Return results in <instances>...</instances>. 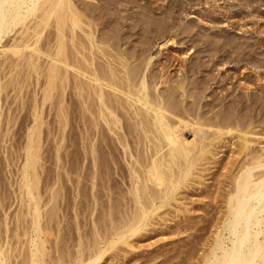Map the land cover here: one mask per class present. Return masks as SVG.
I'll use <instances>...</instances> for the list:
<instances>
[{
	"label": "rangeland",
	"instance_id": "374dc122",
	"mask_svg": "<svg viewBox=\"0 0 264 264\" xmlns=\"http://www.w3.org/2000/svg\"><path fill=\"white\" fill-rule=\"evenodd\" d=\"M125 1L122 0L121 2L126 3L125 5L129 6L130 11L124 5L122 7L124 6L129 13L133 11L130 13L132 15L136 14L135 16L140 17V14L141 16L147 14L151 19H167V29L160 35L156 31L147 32L145 25L141 23L142 27L135 26L136 31L132 29L134 27L130 29L125 24V27L120 25L118 31L120 32L121 29L122 33H125L123 36L120 32L123 36L120 35V41L123 44L119 45V42L118 46L125 51L131 49L129 52L135 49V52L142 37L150 36L149 41L153 43H150L153 46L150 45L151 49L147 50L148 53L146 51L144 53L145 55L151 54L145 58L148 56L152 58L149 59L144 73L148 72V67L152 68L153 72L155 71L154 73L158 76L154 85L156 89L158 87L159 92L160 90L164 91V87L168 83L175 85L177 79H185L183 80L185 84L186 82L187 84L193 82L190 86L188 85L189 87L187 86L189 90L185 95L182 96L181 89L177 93V98H181L179 101L184 104V106L181 105L183 109L180 107L182 114L179 117L181 119L187 120L189 117L190 120L188 121L192 122L196 119L195 116L198 117L196 108L198 111L201 108V112L206 111L203 113L204 116L207 114L210 116L213 111V109L209 110L210 103L216 101L214 110H217L219 109L218 106L224 104L226 99L228 100L229 95L250 92H253L254 95L264 93V62H262V60L264 61V0H131L132 2L129 3V0ZM86 2L88 3L90 0H86ZM125 10L123 12L126 15L128 12ZM123 12L120 10L122 15H124ZM35 13L32 17L30 15L24 24H20L21 27L18 25L13 29V32L4 36L0 42V248L2 249L0 250L4 254L6 253L5 255L9 259L12 257V260L16 258V255H20L17 256L18 259H14L20 261L24 253L26 254V249L28 252V248H30V243L29 245L26 244L27 241L30 242L32 239L45 240V243L42 241L44 243L43 249L46 251L45 255H47H44V258L45 260L48 259L47 262L50 263L56 252L58 253H56L55 259L63 256V261L72 258L73 254L78 255V242H86L84 247L87 248L82 252H86L88 255V251L92 250L93 242L96 240L99 241V245L97 244L99 249L106 252L103 251V256L91 264H140L141 262V264H201L213 242V234H215V228L220 221L219 215L221 216L222 210H224L225 189L229 191L230 178L227 179L230 173L228 171L231 168L229 165L234 164H231L234 162L233 160L236 162L238 160L236 145L229 146L232 141H227V134L224 133L226 135L222 136L224 137L220 141L222 143H218V145H224L217 146L216 143V147L214 146L219 151L213 147L212 149L215 150L213 154H206L208 156L207 163L205 162L207 159L204 162L200 159L202 165L197 164L194 175L196 176L201 170L200 173L202 172L203 178L200 176L199 179L195 178L197 181L195 179L187 180L186 185L176 190L175 198L170 199L167 204L157 208L149 215L148 224L128 236L126 242L117 241L113 247L109 248L107 241L109 237L113 238V236H109L110 232L108 231L111 230L106 229L109 224L107 221L111 218L119 220L123 215L130 214L134 208V179H132V175L135 178V173L131 170L137 169L139 172L150 170V173L153 171L152 166H150L152 164L151 153L147 150L149 149V142L145 145V140L142 139L138 128L132 122L133 114L131 115L129 111L124 110V107L127 109L126 103L123 104V99L118 98L112 92L109 91L110 93H108L107 91L108 94H105L107 98L104 96V99L106 98L105 100L108 101V97L111 96L112 102L110 99L109 104L113 103L111 106H115V108L117 104L119 105L116 109L121 110L117 111L120 112L118 116L120 120L115 125L122 127H113L115 126L113 123H109L112 126H108V122L105 121L107 128L104 126V118L97 115L96 102L98 100L96 101V99L98 98L93 96L95 92L92 89V81L87 78L86 80L90 82L84 84L85 80L83 79L86 77L81 78V74L80 76L77 75L79 72L76 75L74 73L80 69L81 72L88 74V70L92 71L95 66H98L96 71H100L105 65L106 68L103 66L105 70L100 71L101 73L98 72L102 76L106 74L103 72L108 70L107 63H104L106 62L105 59L101 58L103 54L99 51L97 54L93 53L97 51L90 45V38L79 31V28L76 29L77 34H74L76 36L73 37L67 27H64L63 34L62 32L61 34L58 33L55 27V12L52 8L47 11L40 9ZM90 15L97 18V20L93 18L95 22L97 21L94 23V27L97 29H95L93 39L98 44L102 38V36L99 38V32L104 29L102 21L104 22L105 19L101 17L98 20L99 17L96 13L94 16L88 12L87 16L90 17ZM87 16L86 18H89ZM124 16L121 21H124L123 23L128 22L129 19ZM86 18L84 20H89ZM90 20H92L91 17ZM131 21L133 22V20ZM23 26L28 28L24 29ZM126 31L128 32L126 33ZM144 31L147 32L146 35ZM131 32H135V34H131ZM78 33L80 34L78 35ZM67 37H71L72 40ZM126 37L127 39H125ZM62 38L63 40H61ZM105 38L101 40L104 41ZM110 39H107L110 42L99 43L100 45L102 43L101 46L104 47V50L108 45L117 46L113 43L112 38ZM70 44L78 48H73ZM127 45H130L129 48L126 47ZM86 47H90V50L94 51L90 52L89 50L87 52L86 50L89 48ZM80 48L84 50L82 51ZM79 49L80 51H77ZM110 49L113 53L116 52L111 47L108 50L110 54L112 53ZM84 51L92 56L87 55L89 60L81 57L82 54L86 55ZM134 52L133 54L136 53L137 56L135 55L134 59L129 60L131 63L136 61L135 59L140 54ZM99 56L100 58H97ZM55 57L56 63H54ZM59 57L61 61H58ZM93 57L95 61L92 60ZM68 58L69 63L71 60H76L77 63L79 60L82 61V63H78L81 67L76 68L75 62L67 64ZM63 59L66 64H64ZM255 59H259L260 63ZM103 60L104 62H102ZM199 60L201 64L200 62L197 63ZM84 61H89L88 64L92 61L91 65L95 66L90 68L86 66V71ZM93 62L104 64L97 65ZM71 64L75 66L70 67ZM82 66L84 67L83 71ZM113 66H115L114 63ZM189 66L194 68V72ZM78 76L83 82L81 79L79 80ZM188 78L190 80L187 81ZM201 80H203L202 82L205 80L204 87H202L203 83H200ZM79 81L81 82L79 83ZM151 89L152 87H150ZM157 90L156 92H158ZM262 90L263 92H261ZM196 91L201 94L196 93ZM190 92L196 93L201 99L199 100L197 97V101L195 96L192 97L190 94L187 96L186 94ZM109 94L110 96H108ZM120 99L124 105H122L123 108H121V103L114 105L115 102H120ZM211 99L212 101H210ZM194 101L197 102L196 108L193 106L194 109L191 108L188 111L190 112L189 115L186 114L185 109L190 106L188 103L193 104ZM199 103H202L203 106ZM193 112L196 113L193 114ZM192 114L196 115L193 116ZM171 116L174 117L173 120L178 118V116ZM253 127V129H260L259 125ZM189 135V132L184 133L185 137L191 138L192 135ZM29 144L33 146L32 151L34 153L31 167L28 168V178H31L30 183H33L34 187H32L33 197L23 190L25 188L22 181L23 166L28 157ZM255 147L258 149L257 146ZM218 158L222 163L221 165L217 161ZM206 167L207 170H203ZM216 167H218V171H215L217 170ZM219 168L222 174H219ZM213 171L215 177H212L214 176ZM225 171L228 172L227 175ZM149 172L148 175L152 176L153 178H151L154 180V172L153 175ZM216 177L218 179L222 177L223 179H220L222 182L214 179ZM200 178H202L201 181ZM148 179L150 180V177ZM152 179L148 181L152 183ZM217 181L220 185L216 189ZM150 185L148 187L154 189L155 184ZM215 193L218 198H216ZM33 203L37 204L39 212L38 232L40 233L38 235L40 236L37 235V229L32 223L35 217L31 207ZM218 207L222 208L221 212L216 210ZM215 215L218 216L217 219H214ZM214 223H216L215 228ZM4 246H6L7 251ZM61 248L64 249L65 256L62 255L64 251ZM93 249L90 253L96 251L95 248ZM8 252L10 256H8ZM2 257L0 254V258ZM14 262L17 264L16 261Z\"/></svg>",
	"mask_w": 264,
	"mask_h": 264
},
{
	"label": "bare ground",
	"instance_id": "6f19581e",
	"mask_svg": "<svg viewBox=\"0 0 264 264\" xmlns=\"http://www.w3.org/2000/svg\"><path fill=\"white\" fill-rule=\"evenodd\" d=\"M121 1L122 0H90V2L87 3L86 0L85 1L84 0H0V42L2 41L4 36H6L8 33L13 32L14 28H16L18 25L20 26V24H24L25 20L27 21V18L30 15H31V17L34 16V14H36L35 12H37V10H40V9L45 10L46 9V11H47V10H50V8L54 9V12H55L54 17H56V19H55L56 20V24H55L56 26L55 25L54 26L56 27L58 33L61 34V32L64 31L63 30L64 27H67V29H69L70 35H72V37L76 36L74 34L75 33L77 34V30H76L77 28H79L78 30L81 31L82 33H84V35L86 34L88 36V38H90L89 39V41L91 43L90 45L93 46L94 50H96L97 52H95L92 49L90 50L91 46L86 47V48H89L86 51L87 52L89 50H90V52L94 51L93 53H95V54H97L98 51L100 53H102L105 56V58H103L104 56L102 54H100V55H102L101 58L105 59V61H106V62H104V60H103L102 62L107 63V67H108L107 69L109 71L106 69L107 71L103 72L106 74H103L102 76H100L98 74V72L105 70L104 69L105 65H103L104 63L103 64L98 63V64H102L104 66V67L102 66L103 69H101L99 67V69H101V70L96 71L98 66L94 65L95 68L92 71L88 70V74H87V73L81 72V70L78 68V66H80V65H78V63H82V61L80 62V60H79V62L77 63L76 60L74 59L75 61L71 60L70 63L75 62L77 64L76 68H78L79 70L75 69V70H78V71L74 72L75 75L77 74V72H79V74H77V75L80 76V74H81V76H80L81 78L86 77L85 79H83V80H85L84 84H85V82L87 84V82L92 81V83H93L92 89L94 90V91L93 90L92 91L95 92L94 93L95 95H93V96L98 98V99L95 98L96 101L97 100H98V102L100 101L99 102L100 104L98 102H96V106H97L96 108L98 109V111L96 110V113H98L97 115H99V116L101 115L104 118V121L103 120L102 121L108 122L107 123L108 126L112 123L115 125V123L118 120H120L118 117L120 115L119 114L120 112H117V111H121V110L116 109L119 107V105L117 104V106L115 108V106H111L113 103L109 104V102H110L109 100L112 98L110 96V94L108 96H110L111 98L108 97L109 100L108 101L105 100L107 98V95H105V94L112 92L118 98L121 97L123 99V104L126 103L125 105H127L128 110L125 109V107H124V110L129 111L130 113L129 112H127V113H129L131 115L133 114V121L132 122L134 123V126H136L138 128L140 135L143 137L142 139L145 140V142H146L145 145H147L148 142L150 143V144L148 143L149 149H147V150H149V152L151 153L152 164L150 163L151 164L150 166H152V168H153L152 169L153 171L152 170L151 171H152V173L154 172V178L155 179L153 180L152 179L153 177L148 175V172L150 171L149 170L150 167L148 168L149 171L144 170L141 172H139V170L137 171V169L132 168L133 170H131V172L135 173V178L132 175L133 173L131 174L132 179H134L133 180V185H134L133 186V190H134L133 205H134V208L132 209V212L130 214L123 215L122 218H120L119 220L118 219L114 220V218H111L109 216L111 218V220L108 219L109 220V221H107V223L109 222L108 228H106L107 226L105 228L111 230L108 232H110L109 236H113V238L109 237V240L108 241L106 240L108 247L109 248L113 247V245L116 244L117 241L118 242L119 241L126 242L128 236H131L132 234L136 233L141 227L143 228V226L148 224L147 223L149 221L148 217H150L149 215L152 212L157 210V208L162 207L164 204H167V202L170 199L175 198L176 190H178V188H181L182 186L186 185L185 182L187 180L190 179L189 181H192V179L194 180L195 178L199 179L202 172L200 173V171H201L200 170L199 173L197 172L199 175L197 174L195 176L194 175L195 169L197 168L198 165H202V162H204L205 159H207V160H205V162L207 163V161H208V158H207L208 156L206 155L207 153L213 154V151H215V150L219 151L215 148L216 147L215 144L217 143L216 144L217 146L224 145V144L218 145V143H222V142H220L224 138L222 136L227 134L226 135L227 141L228 140L232 141L231 142L232 144H230L229 146L234 144L237 147V155H238L237 158H238V160H237V162L235 160H233L234 162H231V164L234 163L233 165H229V166H231V168L227 167L228 169L230 168V171H228V172H230L228 175L229 177L227 178V179L230 178L229 179L230 181L228 180L229 181V191L227 189H225L224 210H222L223 212L221 213V216L219 215L220 221L218 219L219 224L216 226V228H215L216 223H214V228L216 230L214 229L215 234H213L214 235L213 236V242L211 243V247L209 248L208 254H206V256L203 259L201 264H264V98H263L264 95H262L264 93H262V94L257 93V95L256 94L254 95L253 92H252L253 94L250 92L247 94L240 93L237 95L233 94L232 96L229 95L230 97L228 96V100L226 99V102L225 103L223 102L224 104H221V106H218L219 109H217V110H214L216 101L211 102L209 110L213 109V111L212 112L210 111L211 112L210 116H207L208 114L206 116H204L203 113L206 111L201 112L200 111L201 108H200L199 109L200 112H199L198 109L196 108L197 102H195V101L196 100L198 101V98H199V96H197V94H196V93H198V91H196V93L190 92L186 95L188 96L190 94L192 97L195 96L196 100L193 99V100H195L194 101L195 103H193V104L191 103L193 100L190 103H188V104H190V106L189 107L187 106L188 108H186V109L184 108L186 111L185 113L186 114L190 113L188 111H190L191 108H193V106H195V104H196V106L194 108H196L195 111L197 112L198 117L195 116L196 114L193 115L194 113H196V112H193L192 115L195 116L196 119H194L192 122L188 121V120H190L189 117H187V120L181 119L179 117V116H181L180 114H182L180 107H182V109H183L184 104L182 103L183 106H181L182 101L181 102L179 101L181 98L180 99L177 98V93H178L179 89H181L182 90V92H181L182 96L185 95V93H187V91L189 90V88H187V86L188 85L190 86V84L193 82H190V84H187V82H186V84H185V82L183 81L185 79H183V80L177 79L175 85H172V83H168V85L166 87H164L165 90L164 91L160 90V92H159L157 90L158 87L156 89V87L154 85L155 84L154 81L158 76L156 73H154L155 71L153 72L152 68L148 67V69H149V70H147L148 72L144 73V69L147 68L148 63L150 61L149 59L152 58V57L149 58V56L145 58V56L151 55L150 53L145 55L146 52L148 53L147 50L151 49L150 45L153 44L152 42L149 41L150 36L147 37L148 36L147 35L146 37H142L141 40L139 38L138 39L136 38L137 40H140L139 46H137L138 48L135 47L136 48L135 52L140 53V54L137 53L139 55V57H137V58L140 60H138L137 58L135 59L138 62L133 61V63H131L129 61V60H131V58H133L136 55V53L134 52L135 49L133 51L129 52V50H131V49H129L128 51H125V49H120L119 48L120 46H118L119 42H120L119 45L123 44V42L121 43V41H120L121 40L120 35L122 36V34H123V36H124L125 32L122 33V30L120 29V32L122 33V34H120V32L118 31L119 27H121L122 25L124 27L126 25L130 29L132 27H134L132 29H135L136 28L135 26L139 25L142 27L141 24H144L145 25L144 27L147 30V32L152 33L153 31H156L160 35V34L164 33L167 29V26H166L168 23L167 19H164V18L151 19L149 17V15H147V14L145 15L144 13H143L144 16L143 15L141 16V14H140V17L135 16L136 14L132 15L130 13L133 11H131L129 13L128 12V10L130 11V9L128 8L129 6L127 7L125 5L126 3L123 4L124 1L123 2H121ZM126 1H128V0H126ZM130 1L131 0H129L128 3ZM90 3H91V5H90ZM119 5H121V6H119ZM122 5L127 7L128 10H125L124 6L122 7ZM127 5H129V4H127ZM123 8H124L125 12L127 11L128 14H130V15H128L127 13L125 15V13L123 12L124 11ZM120 10H122V12L125 16L122 15V13H120ZM88 12H91L93 15H94V13H96L97 16L99 17L98 20H100L101 17H103L105 19L104 22L101 20L104 29L102 30L101 29L102 27H101L100 29L102 31L100 30V32H99L100 37L98 35L97 36L99 38H101V36H102V38L107 37V38H105L106 40L104 39L105 43H106V41L110 42V40H111L110 38H112L113 43L117 46H115V47L112 46L113 45L112 43H111L112 45H108V44H105V45H108V47L111 46L113 49H115L116 52L113 53L110 49V51L112 52L110 54V52H108V50L111 47L108 48L107 46H105V47H107L108 50H107V48H106L107 51L104 50L103 49L104 47L101 46L102 43H101V45L99 44L100 42H104L103 40H101L102 38L100 39V41L98 40L99 42L97 41L99 45L95 43V41H94L95 39H93V38H94V33L96 32L95 29H97V28L94 27L95 26L94 23H96L97 21L95 22V20H93V18H95L96 20H97V18L95 15H94L95 17H92V15H90V17L93 21L90 20V17L87 16ZM135 13H137V12H135ZM84 15H85V18H86V16L89 17L86 19H89L90 21L84 20L85 19V18L83 19ZM123 16L126 17V19H129L128 22L126 21L127 23L126 22L123 23L124 21L123 22L121 21L122 19H124ZM131 20H133L134 23ZM97 24H99V23H97ZM124 27H123V29L125 30ZM23 28L27 29L28 27L23 26ZM128 28H126V30H128ZM98 29H99V26H98ZM130 29H129V31H130ZM134 31H136V29ZM145 31H144V34L146 35L147 32L145 33ZM127 32L128 31H126V33ZM67 33H69V32L67 31ZM62 34H63V32H62ZM79 34L80 33H78V35ZM131 34H135V32L134 33L131 32ZM65 36H67V35H65ZM97 36H95V37H97ZM77 37H79V36H77ZM128 37H130V36H128ZM138 37H139V35H138ZM68 39H71V37ZM107 39H110V40H107ZM125 39H127V37ZM61 40H63V38ZM76 40H78V39H76ZM96 40H97V38H96ZM79 41H78V43H79ZM89 41H88V44H89ZM69 42H72V41L69 40ZM166 42H167V40H166ZM75 43H77V42H75ZM85 43L87 45V42H85ZM150 43H152V44H150ZM60 44H62V43H60ZM136 44L138 45V43H136ZM62 45H64V44H62ZM70 45H72V44H70ZM79 45L81 46L82 44H79ZM56 46H57V44H56ZM64 46H66V45H64ZM72 46H73V48L76 47V46L74 47V45H72ZM128 46H130V45H127L126 47L129 48ZM57 48H58V46H57ZM76 48H78V47H76ZM82 48H80V49L82 50ZM80 49L77 51H80ZM55 51H54V54H55ZM72 51H74V50H72ZM87 52H85L86 55H83L82 54L83 52L80 54H82L81 57H83L85 59L88 58V60H89V57L91 55H89ZM127 52H129L130 54ZM133 52L135 53V55L133 54ZM93 53H92V55H94ZM59 54H60V52H59ZM59 54H58V56H59ZM68 54H70V53H68ZM74 54H75V52H74ZM141 54L144 55V56L142 55V58H140ZM71 55H73V54H71ZM87 55H89V57H87ZM78 56H79V54H78ZM97 58H100V56ZM57 59H58V57H57ZM60 59L61 58L59 57L58 61H61ZM71 59H72V56H71ZM94 59L95 58L93 57L92 60H94ZM82 60H84V59H82ZM90 60H91V58H90ZM255 60L258 61L259 59L258 60L255 59ZM63 61L65 62L64 59H63ZM88 62L87 61L83 62L84 64L85 63L87 64V65L85 64V66H84L85 69H86V66L88 68L93 66V64L91 65L92 61H90L91 63H89V64H88ZM199 62H200V60L197 63L199 64ZM262 62H264V61L262 60ZM54 63H56V57L54 58ZM70 63H69V58H68L67 64H70ZM93 63L97 64L95 62H93ZM113 63L115 64V66L112 67ZM258 63H260V62L258 61ZM64 64H66V62ZM72 64L70 67L75 66V65L72 66ZM132 64H134V65H132ZM198 64H196V65H198ZM200 64H201V62H200ZM88 65H91V66H88ZM151 65H150V67H151ZM99 66H101V65H99ZM192 66L194 67V65H192ZM84 67L82 66V71H83ZM189 67L192 69L191 66H189ZM189 67H188V69L190 70ZM256 67H257V65H256ZM68 68H69V66H68ZM71 69H73V68H71ZM193 69L191 71L194 72ZM86 71H87V69H86ZM89 72H92V73L89 74ZM107 72H108V74H107ZM82 75H84V76H82ZM79 76H78V78H79ZM159 76H161V75H159ZM184 76H186V75H184ZM115 77H117V78H115ZM81 78H79V80ZM87 78H89L90 81H87L86 80ZM115 79H117V80H115ZM204 79H206V78L204 77ZM186 80L188 81L190 79L188 78ZM81 81H82V79H81ZM81 81H79V83ZM115 81H117V82H115ZM156 81H157V79H156ZM202 81L203 80H201L200 83ZM75 82H76V80H75ZM204 82H205V80H204ZM204 82H202L203 83L202 87H204L203 85L206 84ZM206 82H207V80H206ZM198 84H199V81H198ZM90 85H91V83H90ZM85 86H88V85H85ZM156 86H157V84H156ZM192 86H191V88H192ZM89 87H88V89L91 90L90 89L91 87L90 88ZM150 87H152L151 90H153V91L150 90ZM200 87L201 86L199 85V88ZM82 88H83V86H82ZM85 88L86 87H84V89ZM203 89H205V88H203ZM78 90H79V88H78ZM156 90L158 92H156ZM80 91H81V89H80ZM92 91H91V94H93ZM107 91H108V93H106ZM261 92H263V90ZM261 92H259V93H261ZM228 93H227V95H228ZM198 94H201V93H198ZM82 95H84V94H82ZM79 96H81V94ZM104 96L106 97L105 99H104ZM178 96L180 97V95H178ZM200 99H201V97L199 98V100ZM218 99H219V97H218ZM113 100H114V97H113ZM183 100L185 101V99H183ZM213 100H215V99L213 98ZM115 101H117V100H115ZM115 101H113V102H115ZM121 101L122 100L120 99V102L117 101L114 103V105H116V103H119V104L121 103V106H122L123 104ZM210 101H212V99ZM111 102H112V99H111ZM199 104H201L203 106L202 103H199ZM207 104L209 105V103H207ZM185 105H186V102H185ZM123 106L121 108H123ZM205 106H204V108H205ZM209 110H207V111H209ZM182 111H184V110H182ZM171 115L178 116L177 119H174L176 121L173 120L174 117L172 118ZM182 117L184 118V116H182ZM130 119L132 120V118H130ZM106 122H105L104 126L107 125ZM116 125L113 127L119 128L120 125H118V126H116ZM257 125L260 126V129H253L254 128L253 126H257ZM110 126H112V125H110ZM129 126L131 127V124ZM120 127H122V126H120ZM123 127H124V125H123ZM110 128H112V127H110ZM185 132H187V133L189 132V134H190L189 136L192 135V137L191 138L185 137L184 136ZM224 133H226V134H224ZM260 138H262V140H260ZM236 140H237V142H236ZM28 143H30V142H28ZM223 143H225V142H223ZM255 146H257L258 149H256ZM213 147L215 150L212 149ZM32 148H33V146L32 145L30 146V144H29V147H28L29 152L27 151L28 157H27L25 164L23 166L24 167V176H23L22 181H23V186L25 189L21 188V189L25 190L28 195L30 194L29 196L34 195V194H32L33 193L32 191L34 188L33 183L31 184L30 183L31 178H28V168L31 167L32 160H33L32 158L34 156ZM218 148H220V147H218ZM200 159H201V161L202 160L203 161L201 162ZM215 159H217V157H215ZM217 161H219V163H220L219 158ZM206 163H203V164H206ZM217 164H218V162H217ZM221 164L222 163H220V165ZM218 166H219V164H218ZM216 168H217V170H215V169L214 170L218 171V167H216ZM220 168H222V167H220ZM220 168H219V174L221 173ZM203 170H207V167H206V169H203ZM145 171H147V172H145ZM228 172L225 171L226 175ZM152 173L149 172V174H152ZM213 173H214V171L212 172V174ZM215 176L216 175H214L212 177H215ZM219 176H217V177H219ZM148 177H150V180L151 179L153 180L152 183L149 182L150 180L148 179ZM201 177L203 178V176H201ZM217 177L214 179H216L218 181H220V179H223V178L226 179L223 175H222L223 178L220 177L218 179ZM202 178H200V181ZM218 181H217V185H215V183H214V185L216 186V189H217V186L220 185V184H218ZM148 182H149V185L153 184V183L155 184V187L152 185L154 187V189H152L151 187H148L149 186ZM220 182H222V180ZM226 183H227V181H226ZM221 185H222V183H221ZM19 187H20V184H19ZM227 188H228V185H227ZM226 192H227V195H226ZM18 194H22V193H18ZM212 195H213V193H212ZM215 195H216V193H215ZM218 196H219V192H218ZM218 196L216 198H218ZM213 201H214V199H213ZM214 202H216V201H214ZM35 203H33L31 205V207L33 208V211H34V216H35L32 223L34 225V228L37 229V231L35 230L37 233L39 231L38 230V228H39V221H38L39 212H38L37 204H35ZM218 208L216 210H219L221 212L222 208L221 209L220 208L218 209ZM220 212H219V214H220ZM216 217L218 218V216H216V215H215V218L214 217L213 218L217 219ZM211 221H213V220H211ZM95 231H96V229H95ZM105 232H106V230H105ZM39 233L40 232H38L37 235ZM38 236H40V235H38ZM94 236H97V235H94ZM105 236L107 238L108 235L106 234ZM39 239H41V238H39ZM95 239H96V237H95ZM93 240H94V238H93ZM42 241L41 240L37 241L34 239L30 240V242L27 241L26 244L29 245V243H30V245H29L30 248L27 247L28 248V252H27L26 246H28V245L25 246L26 254L24 253L23 257L20 258V261L14 260L16 258L18 259V257L20 255L19 256L16 255L15 256L16 258L13 257L14 258L13 260H12V257H10L11 259H9V257H6V255H5L6 253L5 254H4V252L2 253V251H1L2 249L0 248L1 249L0 254H1V256H3L2 258H0V264H15L14 261H16L17 264H91V263L95 262L96 260H99L101 258V256H103L102 255L104 253L103 251H105L103 249H99L100 247L97 246V244L99 245V243H98L99 241L95 240L93 242L91 240L94 243V244L92 243L94 246L93 247L91 246L92 250H94L93 248H95L96 251H93L92 253H90L92 250L88 247L90 250L88 251L89 254L87 255L86 252H84V253L82 252L83 250H85L87 248V247L86 248L84 247V243L86 244V242H83V243L78 242L79 243L78 244L79 246L77 245L79 247V251H78L79 254L78 255L76 254V256H75V254H73L72 258H70V259L67 258L66 261H63L62 260L63 256H62V258L56 257V259H55V255H56V253H58V252H56L53 260L51 261V259H50L51 262L48 263L47 262L48 259L45 260V258H44V255L46 252L43 249L45 240L43 241L44 243ZM76 244H77V242H76ZM103 245H104V243H103ZM52 246H53V244H52ZM4 247L7 251L6 246H4ZM15 247H17V246H15ZM25 249H24V251H25ZM8 250H10V249H8ZM62 250L64 251V249H62ZM54 251H56V250H54ZM47 252H49V251H47ZM64 253H65V251L63 252L62 255H64ZM60 255H61V252H60ZM8 256H10V253L8 254ZM12 256H14V255H12ZM45 256H47V255H45ZM50 256H52V255H50Z\"/></svg>",
	"mask_w": 264,
	"mask_h": 264
}]
</instances>
